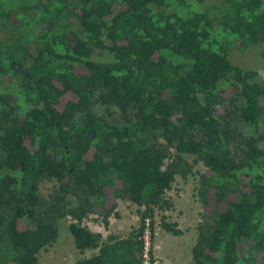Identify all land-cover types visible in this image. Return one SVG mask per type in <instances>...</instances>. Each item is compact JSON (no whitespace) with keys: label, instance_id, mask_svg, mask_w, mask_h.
<instances>
[{"label":"trees","instance_id":"trees-1","mask_svg":"<svg viewBox=\"0 0 264 264\" xmlns=\"http://www.w3.org/2000/svg\"><path fill=\"white\" fill-rule=\"evenodd\" d=\"M231 44L264 45V0H0V264H40L68 217L99 251L75 264H155L157 216L184 234L166 213L185 155L206 167L192 264H264V82ZM119 200L127 237L82 225Z\"/></svg>","mask_w":264,"mask_h":264},{"label":"rangeland","instance_id":"rangeland-1","mask_svg":"<svg viewBox=\"0 0 264 264\" xmlns=\"http://www.w3.org/2000/svg\"><path fill=\"white\" fill-rule=\"evenodd\" d=\"M211 3L222 4L225 0H208ZM225 41V40H224ZM227 42V41H226ZM229 46V45H228ZM230 59L233 64L244 69L255 71L259 74L258 79L264 82V45L251 46L245 51H239L236 44H231ZM5 81L0 76V92L5 90ZM261 104L264 106V97L261 99ZM224 110L221 111V114ZM239 144L243 142V133L240 132ZM264 148V142L261 144ZM190 165L193 166V171L188 177L178 175L168 191L167 197L174 204L172 211L166 213L170 222L178 223L179 228L184 234L180 237H175L166 233L160 228L161 215L157 216V224L155 226V237L151 241L150 233H147V251L150 249L154 252L155 264H192V253L197 242V226L202 223L201 214L203 207L198 196L200 187V173L206 172V167L202 162L195 163V156H184ZM169 163V161H168ZM57 187L56 182H45L41 186V192L45 196L53 193ZM106 207L110 208V201H106ZM138 207L128 201L119 200L116 212L119 217L114 214L109 219L108 228L104 226V218L101 209L97 207L96 213L90 214L82 223L91 231L99 233L106 241L110 235L119 237H127L129 233L139 224L137 216ZM74 222L71 217L58 222L59 237L57 242L42 251L39 255L40 264H75L83 258H90L99 253V251H89L81 254L74 243L73 236L69 230V224ZM146 264H151L149 256H146Z\"/></svg>","mask_w":264,"mask_h":264}]
</instances>
